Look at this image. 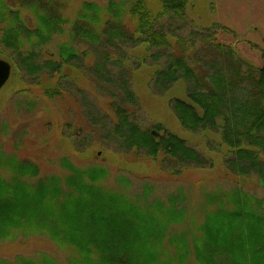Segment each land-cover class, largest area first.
<instances>
[{"label":"trees","instance_id":"trees-1","mask_svg":"<svg viewBox=\"0 0 264 264\" xmlns=\"http://www.w3.org/2000/svg\"><path fill=\"white\" fill-rule=\"evenodd\" d=\"M68 3L0 0V45L17 67L37 76V85L48 98L61 96L60 81L81 65L87 51H78L76 45L104 43L108 49L89 70L100 85L117 82V93L108 90L114 99L109 102L111 124L104 125L106 137L120 150L143 152L151 159L161 155L175 172L188 164H204L202 154L185 139L160 132L159 124L147 127L139 122L131 67L111 78L114 74L107 64L116 40L130 46L148 44L155 49L151 57L157 63L162 59L152 75L154 91L163 93L177 81L184 84L186 97L171 102L180 125L191 132L218 133L227 148L226 168L238 177L253 175L264 183V63L255 66L229 45L215 43L207 28L189 30L185 37L169 29L174 45L168 32L153 27L164 16L184 25L189 0H159L156 13L147 0L132 1L131 33L125 30L121 4L109 2L110 11L83 1L70 16L64 13ZM55 39L61 40L56 51H44ZM60 163L69 172L63 180L52 175L34 183L31 179L38 174L34 162L0 150V243L18 250L11 259L0 257V264H61L46 252L30 256L32 250L24 245L34 235H44L66 251L67 264H264L262 203L240 189L206 193L204 202L214 209L200 208L202 221L187 220L196 212L181 206L184 198L177 194L166 203L148 202L151 189L145 185L140 200L97 185L108 174L101 165L78 168L66 158ZM117 180L128 184L123 177Z\"/></svg>","mask_w":264,"mask_h":264},{"label":"rangeland","instance_id":"rangeland-1","mask_svg":"<svg viewBox=\"0 0 264 264\" xmlns=\"http://www.w3.org/2000/svg\"><path fill=\"white\" fill-rule=\"evenodd\" d=\"M83 1L95 2L107 8L109 2L114 3L113 6L121 4L125 30L130 33L133 31L134 23L128 8L135 0H69L64 13L72 16ZM147 6L156 13L159 0H147ZM185 16L184 25H181V20L164 16L157 19L153 27L165 32L170 29L182 37L189 30L206 31L207 28L208 32L214 33L215 43L229 45L238 57L255 66L264 63V0H189ZM168 36L175 45V37L169 32ZM60 41L53 40L45 46L44 51H56ZM115 43V47L110 48L112 57L107 69L114 74L111 78L115 79V75L124 68H132L131 86L140 104L135 113L139 122L147 127L159 124L160 132L170 131L185 139L202 154L204 164H188L180 168V172H175L167 161L162 160L161 155L151 159L143 152L120 150L106 137L104 128L107 123L111 124L109 102L114 99L108 90L113 89L117 93V82H102L104 84L100 85L97 75L91 73L92 69L89 70L100 52L108 49L104 43L76 45L78 51L87 52L83 55L81 65H75L77 68L74 66L67 77L60 81L59 87L63 92L53 99L48 98L44 89L37 85V76H29L17 67L7 57L8 51L0 45V59L9 61L11 65L10 76L0 88V150L14 154L21 160L34 162L38 167L37 177L31 179L34 183L52 175L63 180L69 172L60 160L66 158L78 168L97 165L107 168L108 174L96 181L99 186L125 191L130 196L140 198L147 185L151 189L148 202L159 200L166 203L171 196L183 197L181 206L196 212L187 220L202 221L204 213L197 211L215 207L206 205L203 195L218 190L240 189L261 201V212L264 214V183L257 176L241 178L230 172L224 158L227 148L219 134L188 131L172 112V100L186 97L183 82L177 81L160 94L154 91L152 75L162 61L160 59L157 63L151 57L155 49L145 43L134 46L120 40ZM113 59H117L118 64L112 63ZM66 123L71 125L67 126ZM2 172L9 176L4 170ZM117 177L125 178L128 184L126 181H123L124 184L119 183ZM31 241L24 245V248L32 250L29 251L30 256L35 255L32 254L34 251L46 252L61 264H67L66 251L59 250L44 235H34ZM17 252V248L8 242L0 243V257L11 259Z\"/></svg>","mask_w":264,"mask_h":264},{"label":"water","instance_id":"water-1","mask_svg":"<svg viewBox=\"0 0 264 264\" xmlns=\"http://www.w3.org/2000/svg\"><path fill=\"white\" fill-rule=\"evenodd\" d=\"M11 65L9 62L0 59V88L6 83L10 76Z\"/></svg>","mask_w":264,"mask_h":264}]
</instances>
